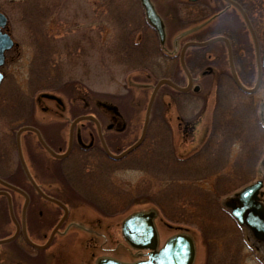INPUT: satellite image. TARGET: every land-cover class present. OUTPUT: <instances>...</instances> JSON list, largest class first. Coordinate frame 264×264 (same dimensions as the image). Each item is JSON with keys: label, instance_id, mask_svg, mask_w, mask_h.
Instances as JSON below:
<instances>
[{"label": "rangeland", "instance_id": "obj_1", "mask_svg": "<svg viewBox=\"0 0 264 264\" xmlns=\"http://www.w3.org/2000/svg\"><path fill=\"white\" fill-rule=\"evenodd\" d=\"M57 1V11H53L55 14L43 25L46 36L50 37L57 45H62L63 43L70 45L73 40H77L81 38L80 36L82 34H88L87 32L91 31L92 34L90 36L92 41H90V43L94 42V46H90V49H87L85 46L84 49L83 44V50L79 52L81 59L76 62L77 66L74 67L75 79L79 81V83H73L72 86L76 84L74 88L71 87L70 84H67L64 87L58 88L57 91H46L37 94L34 98L31 97L34 105L31 122L41 130L42 136L47 141H50L53 137L57 141L58 139L59 141H64L67 136V124H69L70 121L88 112L100 113L101 115L104 113L109 118L111 114L104 112L99 106L100 104L109 105L116 109L119 114V119L117 120L115 118L113 122L117 124V126L125 125L126 128L125 131L123 130V132L117 135H109L110 149L113 153H117L139 137L143 125L145 108L153 86L156 81L160 80L159 77L170 75L168 77L179 86H185L186 80L183 75H180L177 67L176 70L178 74L174 75L172 68L168 67L170 62L161 58L154 59L155 57L151 59V63L149 64L150 68L158 70V68H155L158 61L162 67H164L160 75H155L156 78L150 77V75H147L148 73L146 71H141L142 69L123 72L121 66L115 65L116 59L105 54V49L117 40V35H115L114 28L110 27L107 22L100 24V21L105 18V14L102 8H99V1ZM150 1L156 13L164 23L165 41L162 50L167 54L177 55L185 40L195 39L202 41L213 37L218 32V28L214 30L208 29L192 32L190 24L185 23V0ZM6 2L5 0H0V9L3 8L1 11L8 17L9 28L11 29L14 41L17 43V47L13 50V53L17 56L16 79L18 85L24 91V78L28 75V64L30 58L32 59V49L29 47L31 45L28 41L25 40L24 29L26 25L22 22L19 12L9 8ZM257 25L256 33L260 36L258 41L262 42V38H264L262 37L264 33L263 17L257 16ZM95 33L96 36H94ZM239 33L241 36V45L244 49L243 54H246L245 62L242 63L241 67L244 71H247L248 74L243 75L241 73L242 69H239L238 72L240 74H238V77L245 87L252 88L255 81V71L252 69L254 63L253 58L251 60V44L243 30H240ZM134 41L137 42L138 40L134 38ZM262 45L264 48L263 43ZM79 55L71 54L67 56L62 54L61 59L63 61L69 58L77 59ZM202 55L205 60H214L216 62L215 64L213 63V66L212 63L206 64V67H211V70H220L222 68V70H228L225 54L223 50L221 51V46L219 44L200 49H188L186 52V60L197 57V61H201L204 60L201 59ZM55 58L58 57L55 56ZM235 67L238 69V65H235ZM158 72L160 73L161 70ZM229 78L230 77L227 79L230 80ZM221 79L222 78L216 77L212 73L204 76L197 74V77L193 79L194 85L199 87V91L196 94L197 96H195L197 103L182 104L181 113L177 110V104L179 106L178 93L167 86L160 87L156 92L151 105L149 120H162L168 125L170 128V142L173 153L178 159H185L199 150L211 133L212 113L217 103V88ZM77 84H79L80 87H78ZM44 95L55 96L63 105L61 107L56 105L53 100L44 98ZM30 96L31 95H28L27 99L30 98ZM192 97H194L193 94ZM18 98L19 100L16 101L17 104L25 100V95L19 94ZM253 101L256 105L258 117L262 119L264 117V81H262L258 91L253 95ZM22 139H25L24 141L27 142V148H29L31 152L33 151L40 163L43 162L45 166L48 165L50 168L57 166V163H54L40 148L34 135L24 133ZM126 163L127 162L124 163L123 161L111 165L113 170L110 175V183L113 195L111 202L109 201V207H105V210H107L111 216L102 214L97 208L88 204L83 199L71 197L59 174L55 172L46 174L44 171L31 172L36 182L43 184L46 183L47 177H52L49 179V183L54 184L58 188L61 187L63 190V195L61 194L62 199L71 200L70 217L80 220L83 218L86 219V216L89 214L95 215L94 217L97 219L95 227L99 225L98 227L102 231H107L106 237L109 242L107 241L108 244L103 246V249H100V238L96 239L97 243H93L95 248L92 247L88 250L83 247L80 248L77 242L82 241V239L86 237L81 233L77 235L73 233L65 238L64 247L50 258L49 261L57 264H93L95 258L103 255L113 257L124 263L142 259V255L134 253V251L123 242L120 235V225L125 218L134 212L152 210L156 212L153 224L157 233L158 246H161L175 233L188 234L192 236L195 246L193 264H208L207 241L202 238L194 227L182 226L170 220L168 221L151 200V192L145 190L144 193L137 194L133 189L138 182L144 180V175L142 172L130 169L132 168L130 160H128V165H126ZM3 180L15 183L23 188L25 187L26 179L20 171H18L16 175H12L10 179L7 178ZM252 180L254 182L257 180L262 181V192L264 195V163H261L259 170H257V174H255ZM97 189L98 191L101 190L100 187H97ZM13 198L16 199L18 204L20 203L21 199L18 195L13 194ZM98 201L99 200H97V202ZM4 203L3 198L0 197V221H4V217L2 216L5 214L3 210ZM101 206H105V204L101 203ZM227 216L228 217L226 218L225 216L223 220L224 226H230L231 224L229 215ZM94 223L95 222H92L91 224L93 225ZM71 231L75 232L76 230ZM0 234H2L1 231ZM229 235L230 234H226V236ZM244 235V248L241 249L239 256L233 246L234 250L232 249V252L229 253L230 257H235L234 260L238 259V263L235 262L234 264H264L263 247L255 242L247 231H245ZM1 250L4 254V262H9V260L6 259L9 257L12 264L13 259H11L10 256L11 252H13L12 247L7 245L1 248ZM91 253H93L92 256H89ZM239 258H241L240 262ZM228 260L226 259L223 263L219 264H230V262H227Z\"/></svg>", "mask_w": 264, "mask_h": 264}, {"label": "trees", "instance_id": "obj_2", "mask_svg": "<svg viewBox=\"0 0 264 264\" xmlns=\"http://www.w3.org/2000/svg\"><path fill=\"white\" fill-rule=\"evenodd\" d=\"M98 1L99 8L105 14L100 24L107 22L117 35V40L105 49V54L116 59L115 65L121 66L123 72L142 69L152 78L160 75L164 69L160 62L155 65L158 70L150 68L149 64L154 57L159 59L164 56L160 54L154 34L144 22L137 0ZM6 3L11 9L15 6L26 25L25 40L32 49L27 79L32 88L30 97L46 91H57L67 84L74 88L76 84H72L79 83L75 79L74 67L81 59L79 52L83 50V44L84 49L85 46L87 49L94 46V42L90 43L92 32L82 34L70 45H57L43 30L44 23L57 11V0H7ZM257 14L264 18L262 10L258 9ZM134 38L138 41L135 42ZM62 54L79 57L63 61ZM168 67L173 69L175 64L171 62ZM161 78L170 79L167 76ZM222 79L218 83L211 133L197 152L185 159H178L173 153L168 125L162 120H150L143 144L124 159L126 165L129 164L128 160L132 163L130 169L144 175V180L133 189L137 194L145 190L151 192V200L168 221L194 227L207 241L208 264L223 263L226 259L230 264L238 263V259L234 260L235 257H230L229 253L234 247L239 256L245 240L230 216V226L223 225L228 213L222 202L253 181L264 156V125L256 119V105L252 96L239 93L228 79ZM193 95H177L179 113L182 104L197 103V95ZM18 100V96L15 99L1 97L0 102L16 103ZM118 126L121 128V125ZM11 177L0 174V179Z\"/></svg>", "mask_w": 264, "mask_h": 264}, {"label": "flooded vegetation", "instance_id": "obj_3", "mask_svg": "<svg viewBox=\"0 0 264 264\" xmlns=\"http://www.w3.org/2000/svg\"><path fill=\"white\" fill-rule=\"evenodd\" d=\"M185 5V23L190 24L192 30L201 31L218 28L217 34L213 37H222L227 41V44L222 41L216 44L221 46V51L223 50L225 54L228 70H222L223 68L211 70V67H206V64L212 63L213 66V63H216L214 60L207 61L203 55L201 59L205 61H197V57L186 60L185 53L183 59L184 65L192 79H195L197 74L204 76L210 73L219 78L229 77V56H231L234 71L239 76L238 70L242 69L241 65L246 59V54H243L244 49L240 41V30L244 31L245 36L251 44V60L253 58L254 63L252 69L255 71L256 78L257 60L261 61L264 54L263 42L258 41L260 36L257 38L256 33L258 26L257 13L258 9L264 12V0H185ZM13 8L16 10L15 6ZM250 31H253L255 34L256 45H254ZM2 32L12 41V46L3 52V63L0 65V99L1 97L15 99L20 94L25 95V100L18 104L15 102H0V174L16 175L18 171L22 174L24 173L18 161L16 143V133L22 128L35 129L44 145L56 155L61 156L68 149L69 151L64 158H56L37 142L47 156L54 163H57L56 167L50 168L48 165L45 166L43 162L40 163L38 161L33 151L31 152L27 148L25 139H22L24 133H30L35 138L36 135L32 131L20 133V153L32 182L28 178H25L24 188L9 183L25 195L26 201L21 193L0 186V191L9 195L8 199L5 196L2 197L5 202L3 205L5 214L2 215L4 221H0V231L2 232L0 234V241L10 240L0 243V264H11L8 256L6 259L9 262L6 263L3 260L4 254L1 248L7 245H10L13 249V252L10 254L11 259H13L12 264H57L50 262V258L64 247L65 238L73 233L76 235L81 233L86 237L82 241L77 242L80 248L83 247L88 250L94 247L93 243H97L96 239L100 238V249H103L102 247L108 244L107 231H102L98 227L99 225L95 227L97 222V219L94 217L95 215L89 214L86 216V219L80 220L70 217L71 200L62 199L61 194L63 195V190L61 187L58 188L54 184L49 183V179L52 177H47L46 183L40 184L35 181L31 172L44 171L46 174H52V172L59 174L71 197L83 199L88 204L97 208L102 214L111 216L105 210V207H109V201L111 202L113 195L110 183V175L113 170L111 165L123 162L124 158L119 161H113L106 156L105 149L115 155L121 152V150L117 153L112 152L109 145V135H117L123 132L124 125H121V128H119L113 122L116 116L113 114L111 106L100 104V109L111 114V117L108 118L102 112V115L100 113L88 112L86 115L93 116L95 122L84 120L73 124V119L67 124L66 140L59 141L58 139L57 141L54 137L50 141L44 139L41 130L31 122L34 105L31 97L27 99V96L32 92L31 84L27 80L28 75L24 78V91L18 85L16 79L17 56L13 53V50L17 47V43L13 39L8 23L5 24ZM166 55L169 58H177V62L180 64V53L177 56ZM30 63L31 58L28 70ZM235 65H238V69ZM172 71L174 75H177L179 71L180 75H183L184 79H186L182 70L177 71L172 69ZM241 73L243 75L248 74L243 69ZM261 75L263 80L264 74ZM55 104L60 107L63 105L56 102ZM116 119L118 120V118ZM97 187H100L101 190L98 191ZM13 194L20 197L21 201L19 204L13 198ZM97 200L99 201L97 202ZM262 201L264 203V197H262ZM101 203L105 204V206H101ZM92 222L95 223L92 225ZM71 230L76 231L73 232ZM92 254H89V256H92ZM101 257L107 256L103 255L95 258L94 263Z\"/></svg>", "mask_w": 264, "mask_h": 264}, {"label": "water", "instance_id": "obj_4", "mask_svg": "<svg viewBox=\"0 0 264 264\" xmlns=\"http://www.w3.org/2000/svg\"><path fill=\"white\" fill-rule=\"evenodd\" d=\"M192 1H195V0H192ZM139 3L144 11V16H145L147 25L151 27L152 30L155 32L159 43L163 44L164 26H163L161 19L156 14L149 0H139ZM5 24H6V18L4 17V15L0 14V29L1 30L3 29ZM1 30H0V65H2L3 63V52L12 46V42L9 39V37L6 34H3ZM251 34L253 37L252 32ZM217 41H224L226 43V40L223 38H213L211 40H208L202 43L190 42V43H187L182 48V51L180 54V59H181L180 61H181V67L187 77V82H188L187 86L179 87L173 84L171 81L165 80V79L158 81L153 87V90L151 92V95H150V98H149V101L146 107L142 130H141L139 138L134 144H132L126 150H124L123 152L117 155L111 154L105 149V154L109 159L113 161L120 160L123 157H126L128 154L133 152L135 149H137L141 145V143L143 142L146 136L150 108H151L154 96L159 87H161L162 85H165L178 92H183V93L190 90L191 85H192V79L189 76L182 62V55H183L184 50L187 47L207 46ZM253 41H254V44L256 45V41L254 37H253ZM261 67L264 71V54L262 56L261 65H260L259 60H257V77H256L255 84L253 88L248 89L239 82L238 78L236 77L234 73L231 62H230L231 77H232V81L235 87L243 94H253L254 92H256L260 84ZM0 79H1V75H0ZM193 91L194 92L198 91V88L194 87ZM43 97L46 99L55 100L57 103H60V101L53 96L44 95ZM82 120H89V121L95 122V119L91 116H82V117L76 118L73 124L79 121H82ZM26 130L34 132L37 137L38 142L42 145V147H44L45 150H47L52 156L56 158H64L67 155L69 149L62 156L55 155L44 145V143L42 142L40 138V135L35 129H32V128L20 129L16 134L18 159L23 168L25 176L28 178L30 182H32L30 175L24 165V162H23V159L20 153V148H19V135L22 131H26ZM69 147H70V142H69ZM0 185L10 188V189H14L17 192L21 193L24 196L25 201H26L25 195L19 190H17L16 188L9 186L2 181H0ZM261 187H262V182L260 181H257L255 183H252L244 187L242 190L236 193L232 198L226 201L224 203V207L229 210L230 216L236 221L238 225L246 228L256 240L264 244V207L259 201V197L262 196V193H260ZM0 195H4L8 199V195L6 193L0 192ZM155 214H156L155 211H152V210L146 211V212H143V211L135 212L129 215L127 218H125L121 224V236L124 242L129 246V248L133 250L145 251L146 259L138 260L132 263H123V262H119L112 258H99L96 261V264H193L194 258H195V247H194V242L192 238L188 234H185V233L175 234L171 236L170 238H168L161 247H158L157 233H156V230L153 224ZM8 241L10 240L0 241V243H5Z\"/></svg>", "mask_w": 264, "mask_h": 264}]
</instances>
